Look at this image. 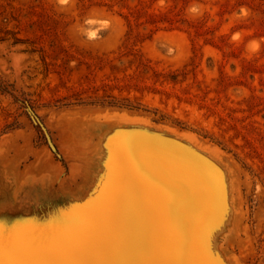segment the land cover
Here are the masks:
<instances>
[{
    "label": "rangeland",
    "instance_id": "rangeland-1",
    "mask_svg": "<svg viewBox=\"0 0 264 264\" xmlns=\"http://www.w3.org/2000/svg\"><path fill=\"white\" fill-rule=\"evenodd\" d=\"M138 145L206 179L207 264H264V0H0L3 264H62Z\"/></svg>",
    "mask_w": 264,
    "mask_h": 264
},
{
    "label": "bare ground",
    "instance_id": "bare-ground-1",
    "mask_svg": "<svg viewBox=\"0 0 264 264\" xmlns=\"http://www.w3.org/2000/svg\"><path fill=\"white\" fill-rule=\"evenodd\" d=\"M119 157L113 196L95 205L87 229L84 221L62 241V264H207L199 238L209 215L206 179L179 175L146 146Z\"/></svg>",
    "mask_w": 264,
    "mask_h": 264
},
{
    "label": "water",
    "instance_id": "water-1",
    "mask_svg": "<svg viewBox=\"0 0 264 264\" xmlns=\"http://www.w3.org/2000/svg\"><path fill=\"white\" fill-rule=\"evenodd\" d=\"M25 110L31 120V122L41 131V133L43 134L44 138H45V141L47 142V145L49 147V149L51 150L52 153H54L56 156L57 153H56V149L54 147V145L52 144L51 142V139L45 129V127L43 126V124L41 123V121L38 119V117L34 114V112L25 104ZM143 146V145H142ZM131 147V146H129ZM129 147H126V148H129ZM150 150V149H149ZM152 153H155V154H158L157 151H154V150H150ZM181 176H188V177H192L190 175H182V174H179Z\"/></svg>",
    "mask_w": 264,
    "mask_h": 264
},
{
    "label": "snow or ice",
    "instance_id": "snow-or-ice-1",
    "mask_svg": "<svg viewBox=\"0 0 264 264\" xmlns=\"http://www.w3.org/2000/svg\"><path fill=\"white\" fill-rule=\"evenodd\" d=\"M0 264H3V261H2V259H0Z\"/></svg>",
    "mask_w": 264,
    "mask_h": 264
}]
</instances>
